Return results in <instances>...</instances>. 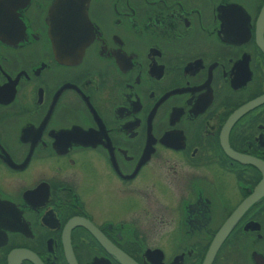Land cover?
Masks as SVG:
<instances>
[{"label":"flooded vegetation","instance_id":"flooded-vegetation-1","mask_svg":"<svg viewBox=\"0 0 264 264\" xmlns=\"http://www.w3.org/2000/svg\"><path fill=\"white\" fill-rule=\"evenodd\" d=\"M0 264H264V0H0Z\"/></svg>","mask_w":264,"mask_h":264},{"label":"water","instance_id":"water-1","mask_svg":"<svg viewBox=\"0 0 264 264\" xmlns=\"http://www.w3.org/2000/svg\"><path fill=\"white\" fill-rule=\"evenodd\" d=\"M56 44H57V42L55 41V40H53V48L56 50ZM64 58H66V57H64Z\"/></svg>","mask_w":264,"mask_h":264}]
</instances>
